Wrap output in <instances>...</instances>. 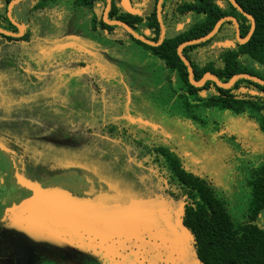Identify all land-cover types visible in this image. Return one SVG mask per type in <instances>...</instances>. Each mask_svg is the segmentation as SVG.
Wrapping results in <instances>:
<instances>
[{"label":"rangeland","instance_id":"374dc122","mask_svg":"<svg viewBox=\"0 0 264 264\" xmlns=\"http://www.w3.org/2000/svg\"><path fill=\"white\" fill-rule=\"evenodd\" d=\"M56 1L34 13L28 41L13 45L11 55L33 67L35 81L43 80L29 87L34 93L45 91L60 101L36 104L28 113L18 109L6 122L32 128L36 146H45L39 162L75 155L100 166L114 188L131 191L125 199L103 204L111 208L113 221V234L104 236L111 241V264H200L180 223L185 200L167 174L147 164L155 158L151 149L164 147L177 156L241 218L250 197L248 169L264 160V133L253 118L224 109L203 110V123L186 117L163 60L123 31L121 42L96 32L92 10L79 0ZM43 105L42 121L37 114ZM2 116L5 123L9 115ZM126 126L139 148L120 134ZM143 159L146 164L138 161Z\"/></svg>","mask_w":264,"mask_h":264},{"label":"flooded vegetation","instance_id":"af4514ba","mask_svg":"<svg viewBox=\"0 0 264 264\" xmlns=\"http://www.w3.org/2000/svg\"><path fill=\"white\" fill-rule=\"evenodd\" d=\"M48 1L57 2L56 0H23L19 3L20 5L17 4L19 6L13 8V19L23 26V32L9 19L8 9L7 17L17 31H6L0 26L1 29L12 34L7 36L0 33V264H111L113 256L108 248L111 241L97 237L95 231L92 232L91 229L83 231L82 228L75 226L76 224L66 222L64 211H61L62 207H65V200L60 196V191H69L78 200L91 206L125 199L131 195V191L114 188L115 181L110 175L105 174L100 166L96 163L84 162L75 155L64 153L61 158L39 162L37 154L43 152L45 146H36L38 140L32 128H16L6 122L13 118L12 114L18 112V109L28 113L33 112L36 104L60 101V99L56 100V96H46L45 91L34 93L33 88L29 87L43 80L35 81L33 67L23 66L12 56L13 45H24L28 41V30L31 28L33 15L47 7ZM215 2L222 9L226 6V0H215ZM39 4L44 5L37 9ZM0 5L3 6L1 1ZM88 7L95 16L93 27L96 32L106 33L119 42L122 40V38L118 39L122 36L120 31L127 36L131 35L124 27L105 22L104 15L109 8L110 21L123 22L152 43L159 44L163 39L158 46H151L158 48L167 38L176 35L193 36L202 31L204 21L199 22L195 14L200 12L202 16H206L209 2L205 0H127L125 7L122 0H110V3L108 0H94ZM114 15L124 20L112 19ZM104 25L109 26L110 29H105ZM234 37V39L226 40L237 41L236 28ZM218 42L220 41L212 44L211 50L224 49L215 47ZM208 52V48H202L197 52V56L204 57ZM88 71L92 74L95 70L88 67ZM40 76L42 78L45 75L40 72ZM92 76L95 77L94 74ZM101 78L104 79L105 76ZM173 79L175 80V76ZM45 110L47 106L43 105L37 114L42 121L45 118L43 115ZM3 114L9 115L4 117L5 123L1 121ZM48 126L54 129L53 126L49 124ZM133 128H136V125ZM143 128L138 127L142 131ZM156 130L161 132L159 126H156ZM123 133L129 139L130 128L126 126L121 129L120 134ZM88 134L94 133L89 131ZM129 140L130 144L139 148L138 144ZM126 146L129 147V145ZM162 149L166 148H152L155 158L149 160L147 164L156 167L162 175H166V172L161 169ZM138 161L146 164L145 159ZM257 166L249 167L246 186ZM67 175L76 176L77 179L67 181L65 178ZM81 187L83 189L79 191ZM177 191L185 200L180 190L177 189ZM52 192L53 207L58 206L56 217L55 207L53 209L50 203ZM49 208L53 211H49ZM258 224L264 228L262 215ZM114 264L119 263L117 261Z\"/></svg>","mask_w":264,"mask_h":264},{"label":"trees","instance_id":"16d2710c","mask_svg":"<svg viewBox=\"0 0 264 264\" xmlns=\"http://www.w3.org/2000/svg\"><path fill=\"white\" fill-rule=\"evenodd\" d=\"M0 1L3 4L0 5L1 28L16 32L17 28L7 17L8 6L14 0ZM79 1L90 6L94 0ZM205 1L209 2L206 16H202L200 12L195 14L199 22L204 21V29L198 34L167 38L158 48L148 46L128 35L133 42L150 49L153 55L164 61L172 73L169 81L173 93L186 117L203 123L201 115L203 110L224 109L236 115L243 114L253 118L257 122V128L264 133V86L251 80L240 79L230 89L219 88L211 81L197 88L189 81L187 66L178 54V47L181 44L208 35L225 17L237 19L243 38L248 36L252 27V22L229 0H226L224 9L217 5L215 0ZM236 1L254 17L256 30L246 44L237 43L235 48L211 50L214 42L235 38L233 22L226 21L209 41L183 49L184 55L193 66L196 81L201 80L206 74L216 76L223 83L229 82L238 74H249L264 80V0ZM43 5L39 4L36 8L39 9ZM111 18L124 20L117 15ZM104 27L110 29L107 25ZM202 48H208L209 52L204 57H198L197 52ZM250 91H257L259 94L251 95ZM161 153V169L175 182L185 198L180 223L192 237L198 262L264 264V228L258 224L260 215L264 217V160L254 169L248 181L250 192L248 208L241 218H236L230 211L227 201L216 192L211 183L186 171L180 159L168 150L162 149Z\"/></svg>","mask_w":264,"mask_h":264},{"label":"water","instance_id":"95a60500","mask_svg":"<svg viewBox=\"0 0 264 264\" xmlns=\"http://www.w3.org/2000/svg\"><path fill=\"white\" fill-rule=\"evenodd\" d=\"M22 1L23 0H14L9 4V7H8L9 19L12 21L13 24H15L20 29L21 32L24 31V28H23V26H21L15 22V20L13 19V16H12V10L17 4L21 3ZM108 1L110 3V0H108ZM230 1L244 16H246L252 22L251 30H250V32L246 38H243L241 36L240 25H239V22L237 21V19L234 17H225V18L221 19L216 24L215 28L208 35L204 36L203 38H199V39H195V40L185 42L178 47V54L188 69L189 81L193 86H195L197 88H200V87L204 86V84L206 82L211 81V82H214L219 88L230 89L240 79L251 80V81H254V82L264 86V80H262L261 78H258L256 76L249 75V74L235 75L227 83L221 82L216 76H214L212 74H206L201 80L196 81L194 79L193 66L191 65L190 61L187 59V57L183 53V49L186 46L196 45V44H199L201 42H204V41H207V40H210L211 38H213L218 33V31L220 30L222 24L226 21H231L234 23L235 28H236V40L237 41L236 42L233 40L221 41V42L216 43L215 47H217V48H228V49L229 48H235L237 43L242 45V44H246L247 42L250 41L251 37L253 36V34L256 30V21L252 15L247 13L237 3L236 0H230ZM122 2H123V6L126 7L127 6V0H122ZM108 9L109 8H107L105 15H104V19H105L106 23L116 24V25L124 27L136 40H139V41H141V42H143L149 46L155 47V46H158L160 43L163 42V39H161V42L159 44L152 43L150 41L145 40L142 36H140L138 33L133 31L131 28H129V26H127L123 22H121V21H115V22L110 21L108 19ZM0 33L7 35V36L12 35L11 33H8L1 28H0ZM249 93L251 95H258L259 94L257 91H250ZM60 196H62V198L65 200V207H62L61 211H64L66 222L70 221V222L76 224L75 226L82 228L83 231H89V229H91L92 232L95 231L97 237H100L103 240H107V238L113 234L112 233L113 228L110 229V226L113 225V221H110V219H109V216H111V208H108L107 206H104L101 204H94V206H91L88 203H85V202L78 200V198L74 197L69 191H64V190L60 191ZM53 199H54V197H53V192H52V196L50 197L51 207H53V204H52L54 201ZM54 207H55V213H56L55 217H56V215L58 213V206L55 205ZM104 236H107V238L105 239Z\"/></svg>","mask_w":264,"mask_h":264}]
</instances>
